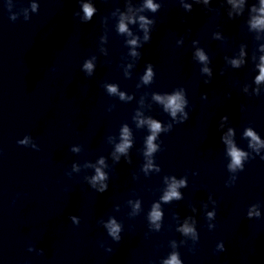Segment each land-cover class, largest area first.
<instances>
[{
	"label": "clouds",
	"instance_id": "obj_1",
	"mask_svg": "<svg viewBox=\"0 0 264 264\" xmlns=\"http://www.w3.org/2000/svg\"><path fill=\"white\" fill-rule=\"evenodd\" d=\"M230 2H233V0H230ZM243 3H244V0H239L238 4L233 2V7H237V8L242 7ZM146 7L155 11L159 6L153 4L152 0H147ZM83 10L85 13V18L89 19V20L91 19L93 13L96 11V9H94L90 4H84ZM251 11L253 13H257V14L251 17V19L249 21L250 28L255 29V30H264V0H259V7L258 8L255 7V5H253V7L251 8ZM127 19L130 22H132L130 17ZM140 21H141V27L142 28L145 27L149 23V21H147L144 17H140ZM119 31L121 33L128 32L127 24L124 22L123 19L121 20V22L119 24ZM145 39H147V36L145 37ZM129 43L131 45L135 46L137 44V41H136V39H133V40L129 41ZM262 50H264V48H262ZM133 54H135V53H133ZM241 55L243 56V52L241 53ZM197 56L201 62H206L208 59L207 56L202 51H198ZM241 63H243L242 60H233L232 61V64L234 67H239L241 65ZM258 67L260 69V75L256 77V83L257 84L264 81V56L260 57V64L258 65ZM84 68L90 73L93 69V65L91 62H86L84 64ZM204 71L207 72L209 70L207 68H205ZM152 75H153V73L151 71V67H149L147 73L143 77V81L145 83L150 82L152 79ZM108 91L110 93H115L117 91V89H116V87L109 85ZM121 98H123V93H121ZM155 99L158 100L159 102L163 103L165 106V110L170 111V113L173 117L176 116V113L178 111L183 110V106L185 104V100L180 93H176V94L168 96L166 98L161 97V96H156ZM144 123H145V121H143V120L140 121L141 125ZM146 123L148 124V126L151 130V133H152L147 138L146 155L150 156L153 152H155L157 150V146L153 143V141L156 139L157 134L162 131V128H161V124L155 120H148V121H146ZM245 135L251 137L252 141H255L257 144L260 143L258 136L253 131L248 130L245 133ZM128 137H129V132H128V129L125 127L123 129V132H122V141L123 142L120 143L119 145H117V147H116L117 152L125 153L127 151V149L130 147V141H129ZM229 144L231 145L230 141H229ZM229 154L232 157V163L229 167L232 169H235L236 167H242L241 162H242V159L245 157L246 153L238 150L234 146H231ZM100 163L103 164V160H101ZM148 167H151V164H149ZM104 179H105V174L99 168H97L96 169V176L93 177V180L94 181H103ZM183 184H184L183 180L180 181L179 183H177L176 181H173V183L169 186V190L163 196V200L167 202V201L172 200L173 198L179 199L180 193L177 191V188L179 186H182ZM106 187L107 186L105 185L104 188H106ZM101 190H104V189H101ZM158 209H159L158 205L154 206L152 213H151V220L154 223L161 218V212ZM108 227H109L110 234L113 236H116V234L120 231V226L114 220H112L110 222ZM183 231L185 234H187V233L194 232V229L185 225L183 228ZM165 264H181V261L178 259L176 254H172L171 258L168 259L167 261H165Z\"/></svg>",
	"mask_w": 264,
	"mask_h": 264
}]
</instances>
